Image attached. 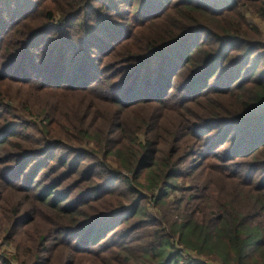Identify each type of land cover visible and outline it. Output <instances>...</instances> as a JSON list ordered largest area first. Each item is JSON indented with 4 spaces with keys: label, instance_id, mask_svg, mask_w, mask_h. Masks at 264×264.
<instances>
[{
    "label": "trees",
    "instance_id": "16d2710c",
    "mask_svg": "<svg viewBox=\"0 0 264 264\" xmlns=\"http://www.w3.org/2000/svg\"><path fill=\"white\" fill-rule=\"evenodd\" d=\"M243 8L264 20V0H0V264H264Z\"/></svg>",
    "mask_w": 264,
    "mask_h": 264
},
{
    "label": "rangeland",
    "instance_id": "374dc122",
    "mask_svg": "<svg viewBox=\"0 0 264 264\" xmlns=\"http://www.w3.org/2000/svg\"><path fill=\"white\" fill-rule=\"evenodd\" d=\"M243 14L250 23H255L258 28L264 33V20H261L259 17H257L255 14H253L249 9L243 8L242 9ZM12 245H8L6 248L7 253L11 256L13 254L14 249L12 248ZM12 249V250H11ZM196 257V255H193ZM11 261L13 264H19L16 260H14L13 256H11ZM83 264H88L87 261H83ZM211 264H219L217 261H211Z\"/></svg>",
    "mask_w": 264,
    "mask_h": 264
}]
</instances>
